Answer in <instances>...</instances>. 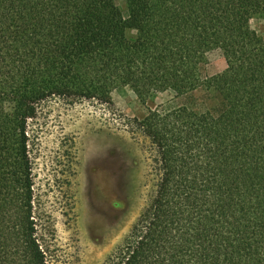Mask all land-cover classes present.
<instances>
[{
    "label": "trees",
    "instance_id": "1",
    "mask_svg": "<svg viewBox=\"0 0 264 264\" xmlns=\"http://www.w3.org/2000/svg\"><path fill=\"white\" fill-rule=\"evenodd\" d=\"M0 0V264H48L33 218L28 121L51 98L112 104L171 91L133 122L152 147L149 201L101 264H264V0ZM135 31L133 39L126 35ZM219 49L222 72L206 76Z\"/></svg>",
    "mask_w": 264,
    "mask_h": 264
},
{
    "label": "rangeland",
    "instance_id": "2",
    "mask_svg": "<svg viewBox=\"0 0 264 264\" xmlns=\"http://www.w3.org/2000/svg\"><path fill=\"white\" fill-rule=\"evenodd\" d=\"M127 16L125 0H116ZM250 26L264 38V15ZM126 35L133 39L135 31ZM225 68L219 49L207 54L204 75ZM112 104L51 98L29 120L28 158L33 218L48 264H101L123 242L149 201L153 150L133 120L158 105L185 103L197 110L216 105L214 94L171 91L141 101L129 86L111 92Z\"/></svg>",
    "mask_w": 264,
    "mask_h": 264
}]
</instances>
